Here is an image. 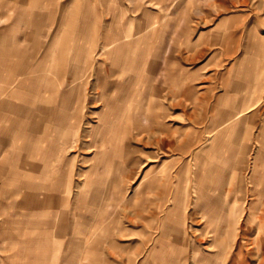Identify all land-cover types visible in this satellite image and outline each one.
<instances>
[{
    "label": "rangeland",
    "instance_id": "1",
    "mask_svg": "<svg viewBox=\"0 0 264 264\" xmlns=\"http://www.w3.org/2000/svg\"><path fill=\"white\" fill-rule=\"evenodd\" d=\"M77 1L76 74L25 80L0 155V264H264V0Z\"/></svg>",
    "mask_w": 264,
    "mask_h": 264
},
{
    "label": "crops",
    "instance_id": "2",
    "mask_svg": "<svg viewBox=\"0 0 264 264\" xmlns=\"http://www.w3.org/2000/svg\"><path fill=\"white\" fill-rule=\"evenodd\" d=\"M50 1L54 6L47 5V0L19 1L16 13L14 15L13 12L9 22L1 20L6 15L0 12V155L6 156V159H2L5 161L9 160L10 154L14 155L13 131H23L19 133L23 137L25 128L29 129L28 123L25 127V114L31 110L25 103L30 105L31 91L25 92V89H29L25 87V80L30 83L35 80L56 82L61 81L63 75L71 79L76 74L79 54L77 47L69 41L77 38L78 18H88L89 13L82 15L77 0H71L73 5L65 11L56 10L55 5L58 6L59 1ZM92 14L93 10L90 16ZM48 28L56 29L55 40L52 43L40 42L39 34L48 31ZM45 85L46 82L39 87L45 90ZM242 87L231 84L230 89L220 94V97H229L231 100V109L227 112L240 113L242 109L239 107L249 105L247 97L240 92ZM50 91V98L61 95V91ZM37 94L38 98L42 97L41 93ZM34 107L33 112H45L42 105L35 104ZM33 129H39V123ZM20 145L25 146V142ZM0 173L7 177L13 171L0 165Z\"/></svg>",
    "mask_w": 264,
    "mask_h": 264
}]
</instances>
